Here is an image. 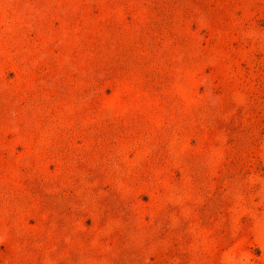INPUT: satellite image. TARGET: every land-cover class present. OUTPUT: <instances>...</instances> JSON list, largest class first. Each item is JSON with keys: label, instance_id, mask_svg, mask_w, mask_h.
Returning <instances> with one entry per match:
<instances>
[{"label": "rangeland", "instance_id": "obj_1", "mask_svg": "<svg viewBox=\"0 0 264 264\" xmlns=\"http://www.w3.org/2000/svg\"><path fill=\"white\" fill-rule=\"evenodd\" d=\"M0 264H264V0H0Z\"/></svg>", "mask_w": 264, "mask_h": 264}]
</instances>
